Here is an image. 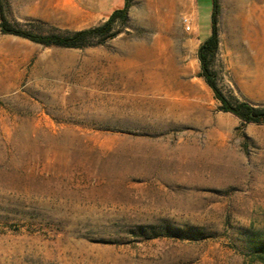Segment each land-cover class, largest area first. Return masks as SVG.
<instances>
[{
	"label": "rangeland",
	"instance_id": "374dc122",
	"mask_svg": "<svg viewBox=\"0 0 264 264\" xmlns=\"http://www.w3.org/2000/svg\"><path fill=\"white\" fill-rule=\"evenodd\" d=\"M7 1L8 20L37 34L97 25L54 0ZM218 2L217 86L264 107V43L239 61ZM195 4L190 31L127 18L81 49L0 32V264H262L250 241L264 239V124L223 112L202 77L213 0ZM125 44L152 47L145 90L123 76Z\"/></svg>",
	"mask_w": 264,
	"mask_h": 264
},
{
	"label": "trees",
	"instance_id": "16d2710c",
	"mask_svg": "<svg viewBox=\"0 0 264 264\" xmlns=\"http://www.w3.org/2000/svg\"><path fill=\"white\" fill-rule=\"evenodd\" d=\"M129 4L130 0L127 1L124 9L114 12L107 21L98 26H93L76 31L37 34L30 30L22 28L18 23L12 24L7 17V13L9 11L8 1L0 0V32L4 35H12L27 39L31 42L43 45L45 47L81 49L93 45V40L99 39L103 41L106 38H113L118 35L119 33L115 31V24L117 21H120L122 23L126 22ZM218 8V0H213L211 35L205 42L201 43L198 49V59L202 70L201 75L205 79L209 88L212 90L214 97L221 103L220 108L223 112L232 114L245 124L262 125L264 124V107L253 106L246 102L232 103L223 95V93L217 86L216 75L213 72L212 63L219 48L217 27ZM151 232H153V235L150 238L160 236H173L181 238L182 236L180 235V233H176L175 235L170 232L159 233L156 232L155 229H153V231ZM189 236L192 240H196L198 238L197 233H192V235ZM250 246L254 258L264 264V239H252L250 241Z\"/></svg>",
	"mask_w": 264,
	"mask_h": 264
},
{
	"label": "bare ground",
	"instance_id": "6f19581e",
	"mask_svg": "<svg viewBox=\"0 0 264 264\" xmlns=\"http://www.w3.org/2000/svg\"><path fill=\"white\" fill-rule=\"evenodd\" d=\"M225 8L230 11V14L225 17L224 27L228 47L234 51L241 52L237 59L248 63L250 49H256L260 43H264V19L261 21L256 16V7L251 0H225ZM144 20L147 28L153 29L157 27L156 19L147 16ZM258 20H260V26L262 27V35L258 31L260 28H256V21L259 23ZM245 41L250 44L246 46ZM151 48L150 44L149 46L147 44H125L121 49L122 58H118L124 67L123 76L127 75L126 77H129L130 80H134V87L138 88V90H145L147 86L146 65L153 54Z\"/></svg>",
	"mask_w": 264,
	"mask_h": 264
},
{
	"label": "crops",
	"instance_id": "0c3cea01",
	"mask_svg": "<svg viewBox=\"0 0 264 264\" xmlns=\"http://www.w3.org/2000/svg\"><path fill=\"white\" fill-rule=\"evenodd\" d=\"M54 1L56 9L66 12L70 5V10L74 11L77 16L81 17L84 21L86 20L88 23L97 24L96 26H98L107 21L114 12L124 9L128 0ZM195 1L196 0H130L127 18L142 22L144 18L149 16L159 20L162 25H171L175 20L176 23L179 24L182 19L189 20L190 13L192 15L195 14ZM52 2L53 0H12V5L15 8L18 7L24 10L27 9L28 11H35L40 9L46 10V7L52 4ZM27 15L31 17L46 16L45 14H38L35 12H28Z\"/></svg>",
	"mask_w": 264,
	"mask_h": 264
},
{
	"label": "built area",
	"instance_id": "2783aa9c",
	"mask_svg": "<svg viewBox=\"0 0 264 264\" xmlns=\"http://www.w3.org/2000/svg\"><path fill=\"white\" fill-rule=\"evenodd\" d=\"M184 22L187 23L186 30L190 31L191 30V25H190V22L188 21V19H184Z\"/></svg>",
	"mask_w": 264,
	"mask_h": 264
}]
</instances>
